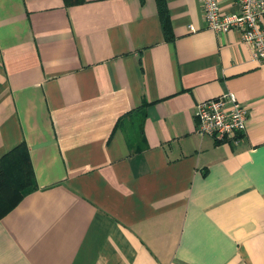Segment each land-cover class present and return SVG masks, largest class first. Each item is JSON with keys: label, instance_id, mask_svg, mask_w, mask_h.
<instances>
[{"label": "crops", "instance_id": "obj_1", "mask_svg": "<svg viewBox=\"0 0 264 264\" xmlns=\"http://www.w3.org/2000/svg\"><path fill=\"white\" fill-rule=\"evenodd\" d=\"M163 4L170 36L157 0H0V158L23 143L34 174L0 264H264V60ZM226 92L238 142L196 130Z\"/></svg>", "mask_w": 264, "mask_h": 264}, {"label": "built area", "instance_id": "obj_2", "mask_svg": "<svg viewBox=\"0 0 264 264\" xmlns=\"http://www.w3.org/2000/svg\"><path fill=\"white\" fill-rule=\"evenodd\" d=\"M207 27L226 32L233 29L252 48V56L264 60V0H236L237 9L226 13L218 0H200ZM191 29L194 28L191 26ZM248 109L233 92L202 100L196 105V130L218 140H240Z\"/></svg>", "mask_w": 264, "mask_h": 264}, {"label": "trees", "instance_id": "obj_3", "mask_svg": "<svg viewBox=\"0 0 264 264\" xmlns=\"http://www.w3.org/2000/svg\"><path fill=\"white\" fill-rule=\"evenodd\" d=\"M159 11L162 13L163 29L169 34L167 13H163V0H157ZM33 169L28 149L20 144L0 158V218L8 213L20 201L22 191L33 185Z\"/></svg>", "mask_w": 264, "mask_h": 264}]
</instances>
